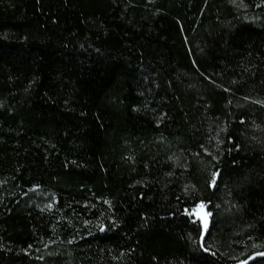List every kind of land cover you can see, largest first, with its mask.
I'll use <instances>...</instances> for the list:
<instances>
[{
	"label": "trees",
	"instance_id": "trees-1",
	"mask_svg": "<svg viewBox=\"0 0 264 264\" xmlns=\"http://www.w3.org/2000/svg\"><path fill=\"white\" fill-rule=\"evenodd\" d=\"M262 254L264 0H0V264Z\"/></svg>",
	"mask_w": 264,
	"mask_h": 264
},
{
	"label": "rangeland",
	"instance_id": "rangeland-1",
	"mask_svg": "<svg viewBox=\"0 0 264 264\" xmlns=\"http://www.w3.org/2000/svg\"><path fill=\"white\" fill-rule=\"evenodd\" d=\"M191 214L199 221L201 225V233L204 235L209 224V211L203 203H199L192 211ZM206 225V227H205ZM242 264V263H239Z\"/></svg>",
	"mask_w": 264,
	"mask_h": 264
},
{
	"label": "snow or ice",
	"instance_id": "snow-or-ice-1",
	"mask_svg": "<svg viewBox=\"0 0 264 264\" xmlns=\"http://www.w3.org/2000/svg\"><path fill=\"white\" fill-rule=\"evenodd\" d=\"M215 182H216V174L214 173L213 177H212V183L215 184ZM205 227H206V225H205ZM262 255H264V254H262Z\"/></svg>",
	"mask_w": 264,
	"mask_h": 264
}]
</instances>
